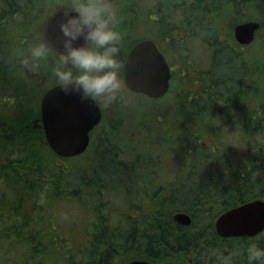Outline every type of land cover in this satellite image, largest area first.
Returning a JSON list of instances; mask_svg holds the SVG:
<instances>
[{"label":"trees","instance_id":"16d2710c","mask_svg":"<svg viewBox=\"0 0 264 264\" xmlns=\"http://www.w3.org/2000/svg\"><path fill=\"white\" fill-rule=\"evenodd\" d=\"M141 1L151 7L152 0ZM135 2H118L125 8L118 27L126 48L139 40V33L129 34ZM66 4L0 0V264H121L122 257L218 264L219 254L264 237L263 231L221 238L213 226L230 207L264 201V61H257L264 53V19L254 41L260 39L259 54L241 53L223 27L225 5L241 16L247 5L264 12V0H158V17L173 16L168 35L180 36L187 22L183 39L199 34L205 56L198 63L192 47L174 48L176 68L165 98L134 94L125 97L124 110L113 115L104 110L97 139L95 128L86 152L72 158L56 156L45 142L39 93L47 85L39 75L34 81L25 74L29 69L21 62L34 38L43 39L50 14ZM214 14L210 23L200 19ZM160 30L165 37L161 25ZM181 49L200 66L195 75L181 69ZM246 56L255 63H247ZM237 64L241 68L234 71ZM38 66L51 86L49 65ZM181 75L191 79L187 90L175 95ZM11 98L28 101L16 111L3 101ZM142 100L148 107H141ZM225 135L244 149L228 151ZM183 167L186 172L177 174ZM179 211L191 216L189 226L173 221ZM236 264H248L246 255Z\"/></svg>","mask_w":264,"mask_h":264},{"label":"clouds","instance_id":"9594fccd","mask_svg":"<svg viewBox=\"0 0 264 264\" xmlns=\"http://www.w3.org/2000/svg\"><path fill=\"white\" fill-rule=\"evenodd\" d=\"M62 13L61 46L34 38L21 53L22 64L35 70L45 62L64 92L110 106L123 94L120 52L124 36L118 27V0H67ZM261 240L264 237H256L227 254H219L218 264H236V258L242 255H246L248 264H264Z\"/></svg>","mask_w":264,"mask_h":264},{"label":"water","instance_id":"95a60500","mask_svg":"<svg viewBox=\"0 0 264 264\" xmlns=\"http://www.w3.org/2000/svg\"><path fill=\"white\" fill-rule=\"evenodd\" d=\"M62 11L55 13L45 29L46 40L60 47L62 34L59 22ZM260 23L247 21L233 28L234 39L250 44ZM169 70L165 60L150 41L135 45L126 61L125 83L134 92L150 98L163 96L168 88ZM100 109L95 101L82 100L78 93L64 92L59 86L50 89L41 102V122L45 140L52 152L62 158L83 153L89 144V131L99 123ZM173 220L188 226L191 217L183 212L173 214ZM213 226L221 238L253 237L264 230V201H245L220 212ZM123 264H152L144 260H132Z\"/></svg>","mask_w":264,"mask_h":264},{"label":"rangeland","instance_id":"374dc122","mask_svg":"<svg viewBox=\"0 0 264 264\" xmlns=\"http://www.w3.org/2000/svg\"><path fill=\"white\" fill-rule=\"evenodd\" d=\"M154 0L151 1V3H153ZM174 3H180L182 2V0H173ZM209 10H211L212 12L214 13H217L216 10L214 8H210ZM244 15L247 16V18H244ZM201 20H207L208 23L211 22V20L215 19V14L213 15L212 18L210 19H206V18H200ZM264 19V12L260 9H257L252 7V5H247V7L242 11V14L241 16H236L232 10L227 6L225 5L224 8H223V27L228 29L230 31V33L232 32L233 33V27L235 25H237L238 23H242V22H246V21H251V20H256V21H262ZM131 32L129 34H134L135 36L138 35L139 33V28H135L133 26V23L131 25ZM143 29V28H142ZM45 30V29H44ZM261 31H263V27L261 26V28L259 29L258 33H260ZM195 33H199V27L197 28L196 32ZM220 33V32H219ZM224 33L227 35L228 34V31H224ZM133 36V35H132ZM43 39L44 38V34H43ZM175 41H176V38H175ZM233 41V39H232ZM259 42H260V39H258V41L254 42L252 45H250L249 47L247 48H240L238 47L234 41H233V44L235 46V48L237 49H241V53H245L246 55H250V54H254V53H257L259 54L260 53V50L257 48L259 46ZM131 44V43H130ZM128 44V46L130 45ZM122 45H125V42L123 41V44ZM181 47L183 46H189V47H192L193 48V53L197 54L198 56H200L198 59H197V62L200 63L201 61V56L203 55V52H204V49H203V46H202V42H201V39L199 37V34H196L194 38L190 39V38H186L184 39L183 43L180 44ZM175 48H178V47H175ZM128 49V48H127ZM182 51V55H180V57L182 58V63L180 64V67L181 69L183 70V72L185 74L187 73H192L195 75V73L197 71H199L200 69V66L197 65V63L195 62V60L190 57V56H185L184 54L186 53V49H181ZM175 55V54H174ZM173 55V56H174ZM205 56V55H203ZM172 58V65H174V67L176 66V64L174 63L173 61V57ZM245 60L247 63L251 62L253 60V57L251 56H246L245 57ZM257 61H264V53L263 51L261 52V54L259 55V58ZM255 62H251V64L253 65ZM38 67L35 69L37 71V73L35 74H32L30 70L26 71L25 74H28V75H32L34 77V81H35V78H38V75H39V80L41 81L42 80V75L44 73L43 70H41L38 74ZM232 68V73H233V69L234 67L231 66ZM176 68V67H175ZM236 70H239L241 68V65L240 64H237V66L235 67ZM231 75V74H230ZM230 75L227 74V77H230ZM26 80H28V77L25 75L24 76ZM180 79H182L180 81ZM191 79V78H190ZM190 79H188V77L186 76H180L179 77V86H177L178 84L174 85V89H173V94H178V92H181V90L183 88H185L187 90V86L189 84V81ZM191 84V82H190ZM29 86H32L31 83L29 84ZM191 87H192V84H191ZM193 87H196L194 84H193ZM38 90H39V85H38ZM24 93V92H23ZM26 93L28 94V92L26 91ZM42 95V94H41ZM29 96V95H28ZM33 96H36V92H33ZM41 97V96H40ZM125 97H127V94L125 93V91L123 90V94L121 97H119L117 100H115L110 106L113 108H118L117 110H110V114L109 115H113L114 113L120 111V109L124 110L125 108V105H126V102H125ZM29 98V97H28ZM165 97H163L162 99H164ZM181 98L184 100V98L181 96ZM143 99V98H142ZM12 100V101H10ZM6 105L8 107H10L11 109H17L16 111H18V109H22L23 108V105L28 101L27 100H23L21 98H11L9 99V101H5L3 100ZM162 103H163V100H162ZM148 107V102H146L145 100H142V103H141V107L142 106H146ZM105 110H109V109H105ZM39 123L41 125V122H40V117H39ZM102 125H104V123H102ZM102 127L103 126H100L98 127L95 131H94V136L95 138L97 139V136L99 135V133L102 131ZM94 138V140H95ZM224 140L227 144V147H228V151H242L244 148L242 146L241 143H239V141L237 139H235V137L231 136V135H225L224 136ZM215 147H217V143L215 144ZM51 151V150H50ZM52 152V151H51ZM169 159L167 160V164H169ZM186 172L185 168H181L179 170L176 171L177 174H181V173H184ZM130 198V197H127V199ZM128 258L127 257H122L121 259V263L125 262ZM133 259V258H131Z\"/></svg>","mask_w":264,"mask_h":264},{"label":"flooded vegetation","instance_id":"af4514ba","mask_svg":"<svg viewBox=\"0 0 264 264\" xmlns=\"http://www.w3.org/2000/svg\"><path fill=\"white\" fill-rule=\"evenodd\" d=\"M118 2H119V0H118ZM156 3H158V0H154V2L151 4V7L147 8L146 6H143V3L141 0H136L135 6L133 8V12H134L133 26L137 29L139 28V40L148 39V40L152 41L156 45V47L158 48L159 52L162 54L167 65L169 66V68L171 70V78L169 80V89H168V92H169L170 87L172 85L173 74H174V70H175L174 65H172V58L171 57H173L174 48L175 47H178V48L181 47L180 44L183 43V41H184L183 29L187 26V22H183L182 25L180 26V28H182V34L180 36H178L176 38V41H175V35L173 36L171 33L168 35V31H167V30L172 31L173 16L170 20H169L167 13L166 14L162 13V15L160 17H158L157 12L160 10V13H161L162 8H158L157 6H155ZM119 9H120V12L125 11L124 7H119ZM57 11H62V10H56V11H54V13ZM145 11H148L149 14H145L146 13ZM163 11H164V8H163ZM52 13L50 14V16L52 15ZM160 25L165 30V37H163V32L160 30ZM142 28H144V30H142ZM186 36H188V34H186ZM131 47L127 49L125 47V45H122V48H121L120 58H121L122 63H123V66L121 69L122 81H123V73H124V64H125L126 57L129 53ZM185 47L189 49V46H185ZM42 83L46 84L47 88L45 90H44V88L40 89L39 94L40 95L42 94L41 97L39 96V98H40L39 99L40 116H41V102H42L43 97L45 96L47 91H49L50 89H52L58 85L54 80L53 84H51V86H49L46 82V76L42 77ZM97 103L100 106L102 111H104L105 109H110V108L112 110L118 109V108H113V106L112 107L111 106L104 107L99 102H97ZM40 122H41V118H40Z\"/></svg>","mask_w":264,"mask_h":264}]
</instances>
